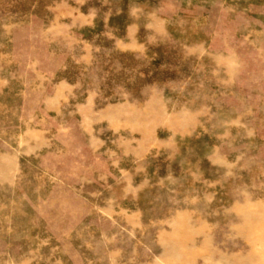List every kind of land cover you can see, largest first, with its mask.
<instances>
[{
  "label": "rangeland",
  "instance_id": "1",
  "mask_svg": "<svg viewBox=\"0 0 264 264\" xmlns=\"http://www.w3.org/2000/svg\"><path fill=\"white\" fill-rule=\"evenodd\" d=\"M0 264H264V0H0Z\"/></svg>",
  "mask_w": 264,
  "mask_h": 264
}]
</instances>
